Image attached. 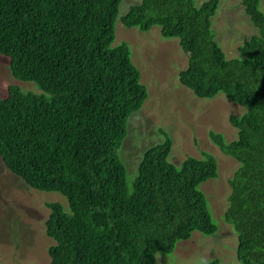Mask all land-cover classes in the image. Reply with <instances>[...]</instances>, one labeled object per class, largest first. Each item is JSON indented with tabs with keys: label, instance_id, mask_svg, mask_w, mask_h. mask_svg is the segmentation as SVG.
<instances>
[{
	"label": "trees",
	"instance_id": "obj_1",
	"mask_svg": "<svg viewBox=\"0 0 264 264\" xmlns=\"http://www.w3.org/2000/svg\"><path fill=\"white\" fill-rule=\"evenodd\" d=\"M121 1L0 0V57L14 80L37 89L8 85L0 97V160L29 188L68 203V212L47 204L49 264H156L157 253L171 254L192 233L217 232L198 188L217 176L212 154L176 165L172 139L160 130L162 140L143 148L134 173L119 157L150 98L128 43L115 42ZM239 1L256 33L231 58L211 23L218 0H139L119 20L177 40L186 58L178 81L195 97L222 93L245 109L228 119L236 139L208 137L238 163L224 213L237 235L234 262L264 264V12L260 0Z\"/></svg>",
	"mask_w": 264,
	"mask_h": 264
},
{
	"label": "rangeland",
	"instance_id": "obj_2",
	"mask_svg": "<svg viewBox=\"0 0 264 264\" xmlns=\"http://www.w3.org/2000/svg\"><path fill=\"white\" fill-rule=\"evenodd\" d=\"M205 1L194 0V3L199 6ZM138 2L121 1L115 22V42L128 43L131 58L140 69L150 98L144 104L145 118L140 119L141 127L134 124L126 134L119 157L127 171L134 173L143 148L160 142L162 130L170 135L173 142L169 154L172 163L179 165L187 156L200 157L202 151L212 154L217 163V176L198 187L206 197L217 232L211 236L192 233L189 239L179 241L171 254L157 253L156 264H200L214 258L219 260V264H235L237 235L225 222L224 213L230 194L228 180L238 163L219 151L210 141L208 133H221L227 142L236 139L237 131L228 119L240 116L245 109L226 99L222 93L212 99H202L184 88L178 81V72L185 68L186 58L181 56L177 40L162 38L157 26L141 33L136 28L127 29L121 24L120 17ZM239 2L218 0L217 11L211 17L215 39L228 58L236 56L242 41L256 33ZM259 7L264 12V0H260ZM8 85H17L24 91L36 89L33 83L14 80L7 60L0 57V97L6 95ZM147 121L149 125L142 128ZM135 135L141 136L138 141ZM49 203H59L65 212L69 210L67 200L61 194L29 188L12 175L0 160V264H49L46 250L54 244L45 235L44 223L50 213L47 208Z\"/></svg>",
	"mask_w": 264,
	"mask_h": 264
},
{
	"label": "clouds",
	"instance_id": "obj_3",
	"mask_svg": "<svg viewBox=\"0 0 264 264\" xmlns=\"http://www.w3.org/2000/svg\"><path fill=\"white\" fill-rule=\"evenodd\" d=\"M227 99V98H226ZM236 130V129H235ZM237 131V130H236ZM227 142V141H226ZM172 144H173V142H172Z\"/></svg>",
	"mask_w": 264,
	"mask_h": 264
}]
</instances>
